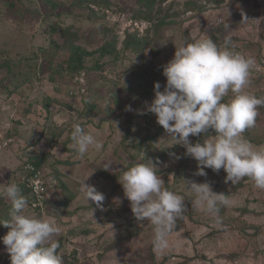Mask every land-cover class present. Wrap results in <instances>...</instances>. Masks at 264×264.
I'll list each match as a JSON object with an SVG mask.
<instances>
[{
	"label": "rangeland",
	"instance_id": "1",
	"mask_svg": "<svg viewBox=\"0 0 264 264\" xmlns=\"http://www.w3.org/2000/svg\"><path fill=\"white\" fill-rule=\"evenodd\" d=\"M12 1L14 7L6 4ZM48 1L0 0V133L15 138L11 148L2 149L5 179L0 183H16L17 166L33 155L43 156L47 207L37 211L28 201L25 211L54 217L61 225L53 240L65 243L61 252L68 260L63 258V264L264 263V189L247 177L225 183L223 169L194 175L197 161L185 155L182 145L166 141L169 134L160 132L155 114L149 127L137 111L154 99L156 82L163 90V66L184 43L210 36L223 47L230 37L237 51L257 63L264 58V0ZM140 14L148 19H136ZM53 25L67 28L70 35L52 33ZM127 34L137 41L125 50ZM71 42L88 52L107 43L117 51L103 59L87 57V69L73 74L65 69ZM98 62L103 70L94 69ZM75 87L81 89L78 96L71 94ZM262 89L260 79H250L247 91L262 97ZM88 104H95L94 111L84 114ZM258 111L256 125L243 135L264 146V106ZM75 124L92 130L103 149L89 148L81 158L71 139ZM202 135L190 136L191 142ZM9 155L16 161L6 168ZM145 159L157 164L164 187L185 201L162 252L154 251V226L135 218L119 182L123 171ZM85 179L105 195L102 207L81 194ZM184 179L210 182L213 191L228 195L230 203L220 209L219 220L193 206L195 194ZM3 199L0 222L10 219L12 210L11 201ZM8 231L0 224V264H11L2 239Z\"/></svg>",
	"mask_w": 264,
	"mask_h": 264
},
{
	"label": "clouds",
	"instance_id": "2",
	"mask_svg": "<svg viewBox=\"0 0 264 264\" xmlns=\"http://www.w3.org/2000/svg\"><path fill=\"white\" fill-rule=\"evenodd\" d=\"M253 70L259 71L256 60L237 51L230 37L221 47L210 36H201L176 47L174 57L163 66V90L156 82L154 99L145 101L144 109L137 111L155 114L157 123L169 134L166 141L182 145L185 155L197 161L194 175L206 177V168L217 173L223 169L225 183L236 184L247 177L256 188L264 189V146L243 135L256 125L258 109L264 106V96L247 91ZM231 93L232 98L225 102ZM201 134H206L202 141L191 142L190 136ZM71 139L81 158L89 148L99 152L104 147L92 130L80 124L73 125ZM157 171V164L145 159L123 171L119 182L135 218L154 226V251L162 252L169 247V236L185 210V201L164 187ZM87 179L80 184L81 194L89 203L102 207L105 195L87 184ZM184 180L186 189L195 194L193 206L219 220L221 207L230 203L228 195L213 191L210 182ZM0 198L12 204L10 219L0 222L9 228L2 239L11 264H63L59 243L53 240L62 231L57 220L27 214L28 200L11 180L0 183Z\"/></svg>",
	"mask_w": 264,
	"mask_h": 264
},
{
	"label": "trees",
	"instance_id": "3",
	"mask_svg": "<svg viewBox=\"0 0 264 264\" xmlns=\"http://www.w3.org/2000/svg\"><path fill=\"white\" fill-rule=\"evenodd\" d=\"M44 1L49 3L48 0H44ZM6 4L10 5L11 7H14V5H15V3L13 1L12 2H7ZM148 16L149 15H144L143 16V15L140 14V16H137L136 19H138V20L148 19ZM160 26H161V24L158 25V27H160ZM51 31H52V33L61 32V34L65 35V36L70 35L69 32H68V29L64 28V27H62L60 25H53L51 27ZM136 41H137V39H135L132 34H127V38L124 41L125 42V50L129 49V47L132 46ZM69 51H70V54H69L68 60L65 62V65H66L65 69H67V71H69V72H71L73 74H76V73L81 74L85 69H87L86 68V64H85V61H86L87 57L99 54L101 59H103V58H105L107 56L114 55L116 53V51H117V48H116V46L107 43V44H104L102 47H100L99 49H97L94 52H88V50L85 49L83 46H79V45H76L75 42H71ZM0 66H2V64H0ZM62 66H63V64H62ZM94 69L95 70L96 69L103 70V66L100 64V62H98L96 64V66L94 67ZM80 84L81 83H78L77 86H79ZM80 91H81V89H79L77 91V89L75 87L74 90L71 91V94L73 96H78ZM81 94H84V89H82ZM94 105L95 104H88L86 106V110L84 111V114L94 111V108H95ZM151 114L152 113H145V114L142 115V117L145 118L146 125L147 126L149 125V127H150V121H151ZM160 132L161 133L165 132V130L163 129L162 126L160 127ZM129 133H130V127L127 130V133H126V136H125V140H127V137L129 135ZM209 134H214V132L210 131ZM204 135H206V134H204ZM204 135H202V137L199 140L202 141ZM174 149H175V147H174ZM22 157H24V156L22 155ZM43 161H44L43 156L33 155L29 162H31L37 169H41V167H43V165H44V164H42ZM62 163L66 164L67 162L65 160H63ZM16 183L19 185V187L21 189V193L27 198L28 201H30L31 200V193H30V190H29V187H28L27 183H25L22 180V178H18L16 180ZM3 202H4V199L0 200V206H1V204ZM56 242L59 243L58 251L62 255L61 251H62L65 243L63 242L62 238H59ZM62 257H63V255H62ZM63 258H64L65 262H67L68 259L66 257H63Z\"/></svg>",
	"mask_w": 264,
	"mask_h": 264
},
{
	"label": "built area",
	"instance_id": "4",
	"mask_svg": "<svg viewBox=\"0 0 264 264\" xmlns=\"http://www.w3.org/2000/svg\"><path fill=\"white\" fill-rule=\"evenodd\" d=\"M259 71L253 70L250 77L254 80L260 79L263 91H264V58L259 59L257 63ZM13 136H6L0 133V166L2 162L1 152L2 149L10 148L15 143ZM20 178L27 183L30 193L31 200L29 201V207L37 211L46 210L49 187L45 180V174L42 169H37L31 162L25 161L21 165ZM264 264V263H261Z\"/></svg>",
	"mask_w": 264,
	"mask_h": 264
},
{
	"label": "crops",
	"instance_id": "5",
	"mask_svg": "<svg viewBox=\"0 0 264 264\" xmlns=\"http://www.w3.org/2000/svg\"><path fill=\"white\" fill-rule=\"evenodd\" d=\"M17 138V137H16ZM22 150V149H21ZM14 153H16V155H15V157L17 158V159H22V161L24 160V157H22V155L20 154V152H14ZM1 157H2V155H1ZM15 157L13 158V156L12 155H9L8 156V158H9V161L8 162H6V168H9L10 166H14V162L16 161L15 160ZM20 161V160H19ZM62 164H64V163H62ZM22 165V164H21ZM21 165H18L17 167H18V171L21 169L20 167H21ZM2 167H3V161L1 162V167H0V182H2L4 179H5V171H3V170H1L2 169ZM20 168V169H19ZM18 178H20V176H17V178H16V180L18 179Z\"/></svg>",
	"mask_w": 264,
	"mask_h": 264
}]
</instances>
